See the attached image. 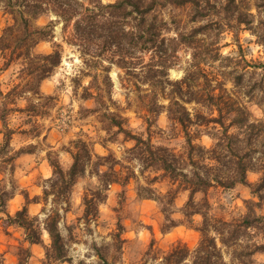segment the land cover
Here are the masks:
<instances>
[{"label": "rangeland", "instance_id": "374dc122", "mask_svg": "<svg viewBox=\"0 0 264 264\" xmlns=\"http://www.w3.org/2000/svg\"><path fill=\"white\" fill-rule=\"evenodd\" d=\"M214 1L216 21L228 22L221 33L216 28V46L220 47L222 54L215 63L216 83L223 82L232 96L250 110L253 119L264 120L262 103H259L264 94V0H210ZM174 11L182 13L178 9ZM166 17H169L168 12ZM50 21L54 22L53 37L41 41L35 50L48 52L58 47L62 51V60L46 79L38 83L28 78L26 72H22L23 59L6 65L0 55V113L5 114L4 119H0V253L5 255L8 264H17L16 247L26 244L25 234L23 228L10 224L9 215H14L26 204L30 214L37 215L40 221L47 217L54 205L51 182L57 177L50 159L68 170L73 163L71 152L76 150L79 140L91 149L92 161L71 185L68 195L61 196L55 204L61 216L59 229L68 242L71 257L70 261L60 264H104L96 246L109 264H161V259H152L145 254L152 242L155 248L166 251L179 241L194 249L200 240L197 227L202 217L183 215L188 191H179L173 203L167 206V212L163 211L164 204L158 198L138 199V183L146 184L144 177H152L155 172L147 170L141 174L140 163L129 152L135 141L118 133L117 127L106 130L108 116H102V111L108 108L120 113L126 128L134 134L151 137L156 145L181 151L184 136L171 122L166 110L154 114L153 122L146 121L145 113L139 110L141 101L134 77L125 76V71L115 61H109L108 55L101 59L92 55L94 53L83 57L78 45L73 43L72 25L64 29L53 13L39 15L34 24L43 27ZM12 22L11 15L0 4V36ZM165 35L174 36L175 32H166ZM198 37L205 44L215 41V36L209 33ZM192 52L188 46L178 50V60L168 71L170 79H180L184 75ZM223 56L230 59H222ZM148 59L149 53L145 56V60ZM220 63L231 64L236 67L235 73L243 74L240 84L234 85V74H222ZM105 66L112 86L104 81ZM205 68L215 70L212 65ZM94 73L99 74V79L93 90L96 91L99 85L103 101L80 97L84 88L90 86ZM138 85L142 89L148 88L141 82ZM160 101L168 103L164 98ZM193 105L188 106L192 108ZM8 129L10 133L6 142ZM197 142L211 146L212 140L202 134ZM110 164L121 178L131 175L129 182L110 184L104 192L105 199L98 204V212L92 208L85 216L83 198L86 193L91 195L96 191L99 185L96 173L108 170ZM260 177L259 171L250 169L246 184L212 188L208 193L211 203L208 213L231 221L246 214V204L251 202L256 212L264 215V190L262 196L253 192ZM158 180L152 183V187L161 197L167 193L169 184L167 180ZM45 189L51 194L45 196ZM166 215L176 221L174 226L169 227ZM254 231H251L252 236L243 239V246L262 240V234ZM42 239L43 243L31 245L33 257L29 264H42L45 245L50 242L46 230H43ZM233 249L222 246L228 264H238L239 258ZM251 259L252 264H264V253L256 252Z\"/></svg>", "mask_w": 264, "mask_h": 264}, {"label": "trees", "instance_id": "16d2710c", "mask_svg": "<svg viewBox=\"0 0 264 264\" xmlns=\"http://www.w3.org/2000/svg\"><path fill=\"white\" fill-rule=\"evenodd\" d=\"M0 4L13 19L0 36V55L6 65L23 59L22 72L25 71L28 78L38 83L52 74L61 63V49L56 47L48 52H37L35 49L41 41L53 37L54 22L39 27L34 20L41 14L53 13L57 21L63 23L64 29L72 25L73 43L78 45L83 57L94 53L92 55L101 59L108 55L109 61H115L125 71V76L134 77L141 101L139 110L145 113L146 121L153 122L154 114L166 110L171 122L184 136L185 144L181 151L156 145L151 137L134 134L126 128L120 113L108 108L102 111V116H108L106 130L117 127L118 133L135 141L129 152L140 163L141 174L147 170L155 172L152 177H144L146 184L138 183V199L158 198L165 205L163 211L167 212V206L173 203L178 192L188 191L183 215L191 218L198 214L202 217L197 227L200 240L194 249L179 241L166 251L155 248L152 242L146 255L161 259V264H228L224 259L223 246L234 248L238 264H252L253 254L264 253V215L256 212L253 203L246 204V214L231 221L208 213L211 205L209 191L216 186L234 188L238 184H246L250 169L261 173L253 192L262 196L264 190V120L253 119L250 110L232 96L223 82L216 83L215 63L222 56L220 47L216 46V28L221 33L228 23L216 21V1L0 0ZM177 9L182 13L176 14L174 10ZM166 12L169 17H166ZM170 31H174L175 35H165ZM202 33L213 34L215 41L203 43V39L198 37ZM183 46L193 49L192 58L184 75L172 80L168 71L177 62L176 53ZM147 53L148 61L145 60ZM223 58L230 59L228 56ZM206 65H212L215 70L208 71ZM231 66L220 63L219 68H223L222 74H234V85H238L243 74L235 73L236 67ZM103 71L104 81L112 86L108 67L105 66ZM98 79L99 74L94 73L90 86L80 94L81 99L103 101L99 85L96 91L93 90ZM138 82L147 84L148 88L142 89ZM260 97L262 102L259 103H262L264 112V94ZM161 98L167 99L168 103H161ZM189 104L194 105L191 108ZM4 115L0 113V119L3 120ZM9 133L8 129L6 142ZM202 134L211 138V146L197 142ZM76 143V150L71 152L73 163L68 170L50 159L57 177L51 182L54 205L47 217L40 221L37 215L30 214L26 204L14 215H9L10 224L23 228L25 234L23 239L26 244L16 247L17 264H29L33 257L31 245L43 243V230L47 231L50 242L45 245L42 264H60L71 260L68 242L59 229L61 216L55 204L61 196L68 195L71 185L84 174L86 166L92 161L91 149L81 140ZM96 174L98 188L91 195L86 193L83 198L85 216L92 208L98 212V204L105 199L104 192L110 184L118 182L125 185L131 176L121 178L112 164L108 170ZM158 179L167 180L169 184L167 193L161 197L152 187ZM44 193L45 196L51 194L47 189ZM197 195H200L198 199ZM166 220L170 223L169 227L176 224L170 215H166ZM254 230L262 234V240L243 246V239L252 236L254 233L251 231ZM238 247H241L240 251ZM99 249L96 246L98 256L104 264H109ZM0 264H8L3 253H0Z\"/></svg>", "mask_w": 264, "mask_h": 264}, {"label": "bare ground", "instance_id": "6f19581e", "mask_svg": "<svg viewBox=\"0 0 264 264\" xmlns=\"http://www.w3.org/2000/svg\"><path fill=\"white\" fill-rule=\"evenodd\" d=\"M113 74H115V73H113ZM116 75V74H115Z\"/></svg>", "mask_w": 264, "mask_h": 264}]
</instances>
